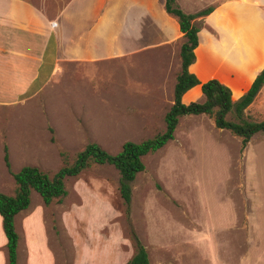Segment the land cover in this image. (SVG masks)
<instances>
[{
    "label": "rangeland",
    "instance_id": "374dc122",
    "mask_svg": "<svg viewBox=\"0 0 264 264\" xmlns=\"http://www.w3.org/2000/svg\"><path fill=\"white\" fill-rule=\"evenodd\" d=\"M47 1L60 68L33 98L0 107V193L9 196L15 185L4 147L12 173L30 166L50 176L62 166L60 151L69 164L89 143L114 155L125 142L164 131L180 72L184 38L164 0ZM221 1L176 3L184 13L219 7L212 23L221 26L222 41L211 49L208 37L202 41L205 55L216 48L206 71L240 69L250 78L264 59V21L250 0ZM236 41L246 53L241 63L235 62ZM233 93L240 95L237 88ZM244 117L264 121V85ZM142 162L145 169L131 185L129 219L110 165L93 164L66 178L67 195L48 207L31 192L25 223L34 242L27 264H127L134 254L131 230L150 264H264V135L241 149L240 138L207 116H185L174 139ZM15 228L17 264H25L19 220Z\"/></svg>",
    "mask_w": 264,
    "mask_h": 264
},
{
    "label": "trees",
    "instance_id": "16d2710c",
    "mask_svg": "<svg viewBox=\"0 0 264 264\" xmlns=\"http://www.w3.org/2000/svg\"><path fill=\"white\" fill-rule=\"evenodd\" d=\"M165 12L177 19L179 32L184 38L180 47V72L173 88V102L164 117L165 129L162 133L140 143L125 142L119 152L114 155L104 151L95 143L87 144L79 152L73 163H68V156L60 151L61 168L53 175L36 167H23L12 173L8 160L7 148L4 147V162L14 182V193L9 196L0 193V217L2 229L6 238L8 264H17L18 235L15 231L14 218L30 204L31 192H36L44 206H50L54 201H61L66 195L64 181L68 177H77L91 165H110L118 174V194L125 207L127 219L130 215L132 183L137 174L144 171L142 158L154 154L174 139V133L181 117L205 115L211 119L217 129L229 131L240 138L241 149L246 147L250 138L256 134L264 135V121L255 122L244 117V111L253 103L264 85V67L254 78L248 90L236 101L232 100V91L216 79L201 83L196 75L189 71L195 61V49L198 47V33L202 24H196L214 11V7H206L196 13H184L176 4V0H164ZM200 85L202 102L184 104L183 95L190 89ZM231 115L232 118L228 119ZM130 237L134 245V254L127 264H150L146 249L133 232Z\"/></svg>",
    "mask_w": 264,
    "mask_h": 264
},
{
    "label": "crops",
    "instance_id": "0c3cea01",
    "mask_svg": "<svg viewBox=\"0 0 264 264\" xmlns=\"http://www.w3.org/2000/svg\"><path fill=\"white\" fill-rule=\"evenodd\" d=\"M235 1L238 0H224L221 2ZM239 1L242 3L247 2V0ZM250 1L255 15L264 21V0ZM51 7L50 2L47 0H0V107H12L28 101L46 88L57 74L60 68V51L58 36L51 22ZM218 9V6L215 7L210 15L200 19L203 23L198 33L199 44L194 51L195 61L189 67V71L196 75L201 83L216 79L225 84L232 91V100L236 101L248 90L254 78L263 69L264 59L262 63L255 66L251 77L247 79L239 75L242 72L240 69L227 70L223 67L214 66L215 69L210 72L206 71V66L210 61L208 59L210 52L207 55L202 53L203 38L208 37V40L211 41L210 49L212 46L216 47L222 41L221 26L212 23ZM214 47L210 56V59L213 60L215 56L214 49H216ZM236 48L235 62L241 63L246 53L238 46L237 41ZM229 50L227 49L225 53H228ZM223 57L219 59V64H222ZM236 67L240 68L237 65ZM202 76L203 78H201ZM226 78L231 79V84L226 82ZM234 88H237L240 95H234ZM202 98L201 87L198 85L183 95L182 102L184 104L202 102ZM24 211L29 216L21 218V211L14 218V226L15 222L19 220L23 232L21 249L26 252L25 264H27L30 257L27 252H31L34 236L29 231L27 223H25L31 219L32 210H29L28 207ZM2 248L6 250V238L0 217V264H8L7 250L6 253L2 254Z\"/></svg>",
    "mask_w": 264,
    "mask_h": 264
}]
</instances>
